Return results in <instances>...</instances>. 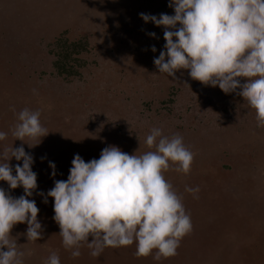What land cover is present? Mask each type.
<instances>
[{
	"label": "rangeland",
	"instance_id": "374dc122",
	"mask_svg": "<svg viewBox=\"0 0 264 264\" xmlns=\"http://www.w3.org/2000/svg\"><path fill=\"white\" fill-rule=\"evenodd\" d=\"M169 3L0 0V131L8 133L0 145L18 148L23 143L11 135L16 123L12 108L39 110L49 133L35 147L23 144L34 158L38 187L29 199L39 209L43 234L24 248L39 264L53 252L61 264H149L151 255H134L135 242L106 248L98 257L85 245L73 258L58 235L54 199H44L55 180H67L76 154L88 162L114 145L142 155L154 150L144 143L152 128L169 137L179 134L194 154L189 174L174 168L164 172L183 197L192 231L182 239L177 255L160 261L152 257V264H264V127L257 126L255 110L237 94L239 89L225 94L218 86L193 80L187 69L175 77L159 73L154 58L164 50V32L145 23L140 13L174 15ZM61 33L89 42V64L80 80L66 83L51 74L47 45ZM107 118L111 124L103 123ZM25 142L34 145L39 140ZM50 161L56 165L55 177ZM18 163L22 166V161H10L14 175ZM186 186H199L198 198L186 192ZM0 188L12 196L24 195L23 187L13 190L4 181ZM22 224L26 236L27 224ZM52 241L57 248L44 250Z\"/></svg>",
	"mask_w": 264,
	"mask_h": 264
},
{
	"label": "clouds",
	"instance_id": "9594fccd",
	"mask_svg": "<svg viewBox=\"0 0 264 264\" xmlns=\"http://www.w3.org/2000/svg\"><path fill=\"white\" fill-rule=\"evenodd\" d=\"M168 6L174 15L140 13L145 23L164 29V50L154 58L159 73L175 77L187 69L193 80L218 86L225 94L239 89L237 94L255 110L257 126L264 127V0H170ZM149 35L155 38V33ZM151 50L155 52V46ZM12 111L16 123L11 135L23 143L18 148L0 145V181L13 190L23 187L24 195L16 198L0 188V264H24L25 253L11 235L15 225L27 224L29 242L42 238L39 209L29 199L38 187L34 158L23 144L35 147L49 133L39 110ZM7 136L0 131V142ZM26 138L39 143H26ZM144 143L154 150L130 155L113 145L88 162L76 154L67 180H55L47 192L44 203L47 197L54 199L58 235L73 258L85 245L92 257H98L106 248L135 242L137 258L151 255L160 261L177 255L182 239L192 231L183 197L164 172L174 168L189 174L194 154L182 136H165L160 128H152ZM13 158L22 161V166H15V175ZM49 166L55 177L56 165L50 161ZM185 191L198 198L200 188L186 186ZM45 264H61L60 258L53 252Z\"/></svg>",
	"mask_w": 264,
	"mask_h": 264
},
{
	"label": "trees",
	"instance_id": "16d2710c",
	"mask_svg": "<svg viewBox=\"0 0 264 264\" xmlns=\"http://www.w3.org/2000/svg\"><path fill=\"white\" fill-rule=\"evenodd\" d=\"M162 30V32H164L163 28ZM51 40L47 45V54L51 57V74L57 78H60L66 83L72 82L76 79L80 80L82 78V71L85 70L89 64L86 59V55L91 52L88 40L85 37H81L76 40H70L66 33H61ZM104 122L108 123V118L104 119L103 123ZM13 197L18 198L17 194L13 195ZM22 225L23 224L15 225L12 229L11 235L16 239L17 244L20 245L19 250L25 253V264H39L38 260H32V255L26 254L25 248L31 247V245L34 244V241L29 242L25 234L21 233L24 232ZM44 236L47 237L48 234ZM55 248L57 247L52 241L45 247L44 250L49 251ZM36 249H38V247ZM6 250L7 249H5V251ZM151 260L152 256L148 258L147 263H155ZM139 262L142 263L141 260Z\"/></svg>",
	"mask_w": 264,
	"mask_h": 264
}]
</instances>
